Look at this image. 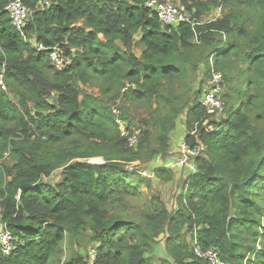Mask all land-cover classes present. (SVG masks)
I'll return each mask as SVG.
<instances>
[{
    "label": "trees",
    "instance_id": "1",
    "mask_svg": "<svg viewBox=\"0 0 264 264\" xmlns=\"http://www.w3.org/2000/svg\"><path fill=\"white\" fill-rule=\"evenodd\" d=\"M12 1L0 0V159L14 162L0 164V224L14 250L0 264H59L66 248L65 264H88L73 249L86 245L96 264H151L161 234L167 264H211L196 247L223 264H264V0H172L196 23L173 26L146 0H23L22 30ZM221 6V19L203 21ZM53 53L69 59L64 70ZM214 72L224 110L210 115L201 100ZM94 83L99 96L82 90ZM117 100L131 125L129 108L149 111L137 148L115 123ZM180 116L200 149L196 172L177 209L154 199L141 217L133 201L151 180L127 166L166 159Z\"/></svg>",
    "mask_w": 264,
    "mask_h": 264
},
{
    "label": "built area",
    "instance_id": "2",
    "mask_svg": "<svg viewBox=\"0 0 264 264\" xmlns=\"http://www.w3.org/2000/svg\"><path fill=\"white\" fill-rule=\"evenodd\" d=\"M48 4V3H47ZM146 6L155 11L158 15L161 23L164 25H179L181 23L196 24L186 8L181 5H176L172 0H146ZM7 12L13 21V25L17 30H22L28 24V10L24 5L23 0H13L7 7ZM42 49V47H40ZM51 63L58 69L64 68L66 61L64 58H58L55 53L52 54L50 58ZM222 74L220 72H214L211 79V86L206 89L201 100L202 106L206 109L207 113L210 115L220 114L224 110V104L221 99V93L223 91ZM0 86L3 90H6L5 86V75L0 71ZM125 91V89H124ZM120 100H117L112 106V114L115 117L116 124L122 133V136L127 138L129 147L134 149L138 147L140 141V131L136 130L133 133L129 131V125L127 120L122 118V110L120 107ZM118 123L124 126H120ZM179 156L176 160H170L166 163V167L171 169H177L179 171H188L191 173L196 172V164L194 163V158L200 153L199 147H190L186 140H182L178 148ZM187 174V176H188ZM14 249V239L10 232L7 230L6 226L0 224V254L5 256L11 254ZM212 264L217 263V256L213 252H209L206 255ZM88 264H96V251L91 250L89 256Z\"/></svg>",
    "mask_w": 264,
    "mask_h": 264
},
{
    "label": "rangeland",
    "instance_id": "3",
    "mask_svg": "<svg viewBox=\"0 0 264 264\" xmlns=\"http://www.w3.org/2000/svg\"><path fill=\"white\" fill-rule=\"evenodd\" d=\"M226 12L224 7H215L214 10L210 12V14L207 15V17L203 18L204 22L212 21L221 19L222 15H224ZM136 53L140 54V50H136ZM211 79L209 82H207L204 87H210L211 86ZM195 84H192V90L194 89ZM82 90L89 94H93L95 96H99V88L96 83L91 85H81ZM211 89V88H208ZM221 93V99H222ZM223 102V100H222ZM224 104V102H223ZM128 109V106L126 107ZM130 118L135 122V125H131L138 128L140 131L144 130L146 128L145 121L148 120V112L144 109H134L129 108L128 110ZM120 126L124 128L123 125L118 123ZM118 126V125H117ZM119 128V126H118ZM133 129V127H132ZM186 135V128L184 125V118L179 117L177 119V127L172 132V142L175 144L170 146L169 149V156L166 159H162L160 157H155L152 161L146 163L142 162L141 160L135 161L132 164H128L129 169H137L140 174L150 179L151 181V187H147V185H143V193L144 195L140 198L135 199L133 201V205L135 209L137 210V213L140 214V216H144L147 211H150L154 206V199H158V202L164 203L170 211H173L177 209L178 206V196L181 193V189L183 187V184L187 178L188 171L184 170V172L176 170L171 171L170 179L168 178H162L158 177L155 171L153 170L157 166L164 167L168 160H176L179 155H177V148H179V145L181 144L182 140L185 139ZM173 151V153H171ZM147 157V156H146ZM167 160V161H166ZM0 164H5L12 166L14 164L13 160L10 158L8 154L4 155L2 159H0ZM61 178L60 172L56 173L51 179H46V181L50 182H58ZM157 245H152L153 250H149V259L151 261V264H167L165 260V238L164 235H158L156 238ZM190 247H192V244H190ZM92 245H86L83 248L74 247L73 249L76 251L78 255H80L82 258L88 259V256L92 250ZM70 257V249L66 248L64 256L60 259L59 264H65L66 260ZM89 260V259H88Z\"/></svg>",
    "mask_w": 264,
    "mask_h": 264
},
{
    "label": "clouds",
    "instance_id": "4",
    "mask_svg": "<svg viewBox=\"0 0 264 264\" xmlns=\"http://www.w3.org/2000/svg\"><path fill=\"white\" fill-rule=\"evenodd\" d=\"M28 18H29V12H28ZM28 22H29V19H28ZM36 46H37V44H36ZM40 47H42V50H44V45H38V49L40 50ZM56 54V53H55ZM57 55V54H56ZM58 57V56H57ZM59 58V57H58ZM64 60L67 62L66 63V65L64 66V68H62V69H58V68H56L52 63H51V65L55 68V69H57L58 71H62V70H64L68 65H69V59L68 58H64ZM4 73V72H3ZM6 86V85H5ZM3 90V89H2ZM126 90V89H125ZM4 91H7V89L6 90H4ZM223 92V91H222ZM121 110H122V118L124 119V120H127V119H125L124 118V112H123V108L121 107ZM111 113H112V111H111ZM113 115V114H112ZM114 120H115V117H114ZM127 122H128V125H129V131H130V133H133V132H135L136 130H139L138 128H136V127H134V126H132L133 127V129H132V127H131V122H130V120L128 119L127 120ZM115 123H116V121H115ZM117 125V124H116ZM119 129V128H118ZM119 131H120V129H119ZM140 131V130H139ZM121 132V131H120ZM141 131H140V139H141ZM121 135H122V133H121ZM122 137H124V136H122ZM125 138V137H124ZM185 140V139H184ZM139 143H140V141H139ZM138 146H139V144H138ZM132 149V148H131ZM98 160V159H97ZM102 160V159H101ZM167 161V160H166ZM169 161V160H168ZM95 163H97V162H95ZM134 163V162H133ZM132 164V163H131ZM165 168H168V167H166V165L164 166ZM169 169H171V168H169ZM171 170H175V169H171ZM177 170V169H176ZM92 249H94L95 251H96V249H95V247H93ZM14 250V249H13ZM196 251L198 252V253H200L199 255L198 254H196V256L197 257H199V258H203V259H206V260H208V261H210L209 260V258L206 256L209 252H213L214 254H216V251H213V250H209V251H207V252H205L204 254H202L201 253V250L198 248V247H196ZM12 253V252H11ZM0 255H2V256H5V255H3V254H0ZM10 255V254H9ZM89 256H90V254H89ZM96 256H97V252H96ZM217 256V255H216ZM211 262V261H210ZM211 264H212V262H211ZM216 264H223V263H221V261H219V258L217 257V263Z\"/></svg>",
    "mask_w": 264,
    "mask_h": 264
},
{
    "label": "crops",
    "instance_id": "5",
    "mask_svg": "<svg viewBox=\"0 0 264 264\" xmlns=\"http://www.w3.org/2000/svg\"><path fill=\"white\" fill-rule=\"evenodd\" d=\"M173 144H175V143L174 142H171V145H173ZM174 152H177V155H179L178 148H177V151H174ZM171 153H173V151ZM174 171H176V170H174ZM182 172H184V171H182Z\"/></svg>",
    "mask_w": 264,
    "mask_h": 264
},
{
    "label": "water",
    "instance_id": "6",
    "mask_svg": "<svg viewBox=\"0 0 264 264\" xmlns=\"http://www.w3.org/2000/svg\"><path fill=\"white\" fill-rule=\"evenodd\" d=\"M91 162H97V159H93V160H91Z\"/></svg>",
    "mask_w": 264,
    "mask_h": 264
},
{
    "label": "bare ground",
    "instance_id": "7",
    "mask_svg": "<svg viewBox=\"0 0 264 264\" xmlns=\"http://www.w3.org/2000/svg\"><path fill=\"white\" fill-rule=\"evenodd\" d=\"M102 160L101 159H98L97 162H101Z\"/></svg>",
    "mask_w": 264,
    "mask_h": 264
}]
</instances>
